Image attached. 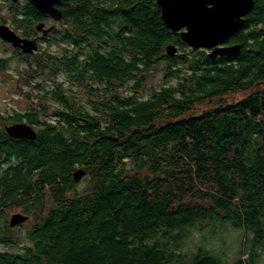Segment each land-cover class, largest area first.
<instances>
[{"label": "trees", "instance_id": "obj_1", "mask_svg": "<svg viewBox=\"0 0 264 264\" xmlns=\"http://www.w3.org/2000/svg\"><path fill=\"white\" fill-rule=\"evenodd\" d=\"M25 7L12 23L28 33L48 17ZM60 8L53 38L63 52L27 59L25 72L55 85L37 82L27 112L0 113V245L20 246L0 249V264H228L205 247L184 250L193 228L217 224L251 235L233 264H259L264 0L226 40L240 53L215 59L188 48L155 0H62ZM169 44L177 55H166ZM160 60L167 83L145 98L142 82ZM238 92L245 96L230 99ZM21 121L37 126L35 140L5 132ZM77 166L86 170L78 183ZM11 207L30 219L23 245L21 225L6 222Z\"/></svg>", "mask_w": 264, "mask_h": 264}, {"label": "water", "instance_id": "obj_2", "mask_svg": "<svg viewBox=\"0 0 264 264\" xmlns=\"http://www.w3.org/2000/svg\"><path fill=\"white\" fill-rule=\"evenodd\" d=\"M17 2L19 0H11ZM40 14L48 15L59 21L63 18L59 8L62 0H27ZM160 8L163 23L177 32L183 43L193 49H208V57L235 56L240 53V44L225 45V41L243 27L245 16L251 11L254 0H156ZM37 31L47 35L53 27L44 23L35 26ZM0 38L18 47L25 53H34L38 49L36 40L20 37L10 26L0 25ZM166 55L178 54L174 44L165 48ZM5 132L14 139L35 140L37 132L26 122H17L4 126ZM86 176L83 167L76 168L72 177L78 183ZM29 219L25 213H13L9 220L10 227H16Z\"/></svg>", "mask_w": 264, "mask_h": 264}, {"label": "rangeland", "instance_id": "obj_3", "mask_svg": "<svg viewBox=\"0 0 264 264\" xmlns=\"http://www.w3.org/2000/svg\"><path fill=\"white\" fill-rule=\"evenodd\" d=\"M2 18L7 19V23L11 25L13 13L11 12L10 15L6 4L0 0V20ZM62 45V43L58 42V38H53L52 43L50 45H46L43 52L49 51L60 54L63 52ZM188 48L190 47L188 46ZM11 50V46L6 44V42L2 41L0 38V60H5L3 64H0V113L6 117L9 115L23 114L29 110L30 105L36 106L37 99H33L34 101H31L29 97H33L35 95V85L37 82L43 84L47 88H52V86L55 85V82H53L52 78H48L43 75H38L32 79L23 80L22 75H25L24 72L26 71L27 64L26 62H23L19 58L15 57ZM165 67V61H157L155 66L146 75L145 80L142 82V88L140 89L141 94L145 98L151 96L152 88L158 89L167 83L164 73ZM60 79L64 80V76H61ZM70 86L71 85L65 81L64 87L69 88ZM73 88L74 92H76L79 96H85L79 88L75 86H73ZM126 89L127 87L124 89H119L118 94L120 95L125 93ZM244 96L245 92H238L230 99L240 100ZM50 119L55 120V117H50ZM84 184V181L81 182V185L78 186V189L80 190ZM17 212L23 213L19 207L8 208L6 210V222L8 223L10 216ZM29 220L30 219L20 224L22 229L20 233L22 237V243L20 245L24 244V232L25 228L28 227ZM250 238L251 235L245 230L235 229L229 225L221 227L219 224H217L210 227H197L193 228L190 231L189 236L185 239L184 250L189 253L195 251L198 247H205L211 252L225 257L228 264H233V262L240 255V251L245 248L244 244L246 240ZM0 249L19 252L20 246L7 248L3 245H0ZM259 252L261 254L259 264H264V251L260 250ZM246 258L247 255L242 257L243 260H246Z\"/></svg>", "mask_w": 264, "mask_h": 264}, {"label": "flooded vegetation", "instance_id": "obj_4", "mask_svg": "<svg viewBox=\"0 0 264 264\" xmlns=\"http://www.w3.org/2000/svg\"><path fill=\"white\" fill-rule=\"evenodd\" d=\"M2 1H3L4 4H6V7L8 8V11H9V14L10 15H11V12L13 14L15 12H17V13L20 12L21 14H25L26 13L25 2H28L27 0H19L17 2H12L11 0H2ZM155 2H156V0H155ZM44 16L48 17V19L47 20L45 19L44 21H39L38 23H44L45 27H47V28L48 27H53L52 30L47 35H43V33L41 31H37L35 27H30V31L27 33L25 31V29L18 28L13 23H11V25L9 23H7V19L2 18L0 20V25H8V26H10L20 37L27 38V39H32V40H36V42L38 44V49L34 53H25V52H22V50L20 48L14 47L10 43L4 41V42H6V44H8L9 46H11V48H12L11 51L13 52V54L15 55V57L19 58L23 62H26V64H27V59L28 60H31V59H34L35 57H38L39 55H44V54H46V53L49 52V51L43 52L44 49H45V46L46 45H50L52 43L53 37H54L53 32L55 30H59L60 27H61V24L58 25V23L60 21H56V20L50 18L48 15H44ZM224 44L225 45H229V44L226 43V41H225ZM4 62H5L4 59H1L0 60V64H3ZM22 78L24 80L26 78V76L25 75H22ZM21 122H26V121H21ZM15 123H17V122H15ZM10 124H12V123H10ZM6 125H9V124H6ZM33 127H34V129L37 128V126H33Z\"/></svg>", "mask_w": 264, "mask_h": 264}, {"label": "clouds", "instance_id": "obj_5", "mask_svg": "<svg viewBox=\"0 0 264 264\" xmlns=\"http://www.w3.org/2000/svg\"><path fill=\"white\" fill-rule=\"evenodd\" d=\"M187 45V44H186ZM188 46V45H187Z\"/></svg>", "mask_w": 264, "mask_h": 264}]
</instances>
